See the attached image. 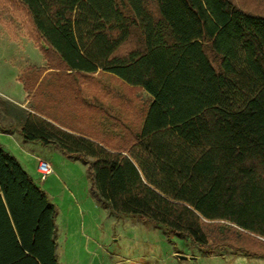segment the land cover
Returning <instances> with one entry per match:
<instances>
[{
    "label": "trees",
    "instance_id": "16d2710c",
    "mask_svg": "<svg viewBox=\"0 0 264 264\" xmlns=\"http://www.w3.org/2000/svg\"><path fill=\"white\" fill-rule=\"evenodd\" d=\"M8 1L25 12L45 68L17 79L30 108L0 101L2 132L81 161L115 218L203 255L264 258L249 237L264 239V13L234 0ZM94 75L125 92L102 88L115 94L105 104ZM55 217L0 143V264H59Z\"/></svg>",
    "mask_w": 264,
    "mask_h": 264
},
{
    "label": "rangeland",
    "instance_id": "374dc122",
    "mask_svg": "<svg viewBox=\"0 0 264 264\" xmlns=\"http://www.w3.org/2000/svg\"><path fill=\"white\" fill-rule=\"evenodd\" d=\"M5 1L0 0V101L28 109L30 94L17 79L27 67L45 68V60L34 42L23 9ZM234 1L245 10L264 13V0ZM94 78L90 89L96 91L94 93L102 97L105 104H113L115 94L99 91L108 86L117 94L120 89L115 88L117 83L100 75ZM127 95L139 97L140 101L146 99L141 92L129 91ZM1 113L0 105V127H6L9 123L2 120ZM5 137L0 128L4 149L19 160L56 208L59 264H264V258L247 257L226 249L211 256L203 255L188 241L167 237L160 228L130 218H115L90 194L86 166L81 161L70 159L53 147L24 142L16 131L10 132L4 142ZM39 159L51 165L49 176L42 178L36 172ZM249 237L264 244L262 238ZM233 238L236 242L242 241L241 236Z\"/></svg>",
    "mask_w": 264,
    "mask_h": 264
},
{
    "label": "built area",
    "instance_id": "2783aa9c",
    "mask_svg": "<svg viewBox=\"0 0 264 264\" xmlns=\"http://www.w3.org/2000/svg\"><path fill=\"white\" fill-rule=\"evenodd\" d=\"M36 172L42 177L49 176L52 173L51 165L45 160L39 159L36 164Z\"/></svg>",
    "mask_w": 264,
    "mask_h": 264
},
{
    "label": "crops",
    "instance_id": "0c3cea01",
    "mask_svg": "<svg viewBox=\"0 0 264 264\" xmlns=\"http://www.w3.org/2000/svg\"><path fill=\"white\" fill-rule=\"evenodd\" d=\"M3 134L6 135V137L4 138V142H5V141H6V138L9 136V133H4V132H3ZM0 141H1V140H0ZM0 143H1V142H0Z\"/></svg>",
    "mask_w": 264,
    "mask_h": 264
}]
</instances>
